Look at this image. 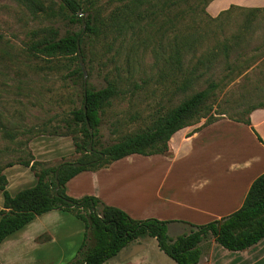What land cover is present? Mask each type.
<instances>
[{"label": "trees", "instance_id": "trees-1", "mask_svg": "<svg viewBox=\"0 0 264 264\" xmlns=\"http://www.w3.org/2000/svg\"><path fill=\"white\" fill-rule=\"evenodd\" d=\"M16 1L28 9L33 17L41 16L51 22L81 24L77 12L81 10L86 14L84 29L81 24L77 31L66 29L62 33L59 26L50 23L30 29L25 41V51L28 54L56 60L57 68L67 70V76L72 84L80 85L79 106L69 110L67 117L63 118V125L57 127L55 133H70L75 151L81 155L77 161L42 167L35 172V183L15 194L6 189L7 179L0 171L2 194L0 244L38 215L51 210L72 209L85 227L83 241L78 248L76 259L78 264H103L116 256L130 242L144 236L155 238L158 248L176 264H197L201 254L199 243L209 236L215 243L229 251L248 249L264 239V172L251 182L242 204L236 210L206 223H186L189 230L175 237L168 235L167 225L170 220L154 217L133 218L121 208L107 205L93 195L74 198L66 193V182L82 170H97L131 154L146 156L164 153L168 150V141L175 131L193 125L201 118H205L204 125L217 118L214 114H225L215 110L209 112L211 109L209 99L219 87L220 80L204 77L205 70L210 68L220 50L228 53L230 40L236 42L239 35L226 37L221 45L212 47L189 65L183 58L187 53L194 51L202 36L195 35L193 30L184 31L178 26V17L181 18L182 14V10L179 11L181 7L184 13L186 8L193 10L199 4L205 9L211 0H50L48 3L43 0ZM102 1L118 3L109 12L108 17L103 16ZM224 12L226 11L221 13ZM161 16L164 21L158 29L163 28L162 34L166 31L174 34L169 41L170 50L162 58L163 69L159 72L160 79L169 77L178 92L193 91L176 105L164 111L158 109L148 125L96 149L99 126L113 99L127 92H135L142 87L145 80L140 83L128 80L122 85V79L119 77L109 78L105 74L103 87L93 88L87 85L84 94L77 46L80 48L83 62L89 66L93 60L95 44L111 32H115V39L121 38L123 41L135 37V40H140L142 47H146L147 35L154 22ZM142 33L146 36L140 37ZM136 42H133V45ZM126 60L128 64L131 63L130 55L127 54ZM230 68L232 69V66ZM202 85V88L195 89ZM262 106L263 103L253 105L242 112L243 117L233 119L250 125L248 114ZM87 124L93 130L91 150L87 149L90 141ZM75 162L81 165L74 167L72 164ZM17 163L31 169L35 166V161L30 163V160L25 159H20ZM13 164L10 162L8 166ZM56 180L59 182L58 190ZM69 200L72 203H69Z\"/></svg>", "mask_w": 264, "mask_h": 264}, {"label": "rangeland", "instance_id": "rangeland-1", "mask_svg": "<svg viewBox=\"0 0 264 264\" xmlns=\"http://www.w3.org/2000/svg\"><path fill=\"white\" fill-rule=\"evenodd\" d=\"M43 1L48 3L50 0ZM102 3L104 17H108L109 12L118 5L117 2ZM180 10L182 14L181 18L178 17V26L184 31L193 30L195 35L203 38H200L193 52L184 56L185 63L189 65L212 47L221 45L226 37L239 35L236 42L230 40L228 53L220 50L210 68L205 70L204 77L220 80L219 87L209 99V112L215 110L229 117H243L242 112L247 108L264 104V10L249 13L232 8L215 19L210 18L201 4L193 10L186 8L185 13L182 7ZM85 15L83 13V17ZM249 19L251 22L246 24ZM163 21L161 16L154 22L147 35L146 47H142L135 37L123 41L121 38L115 39V32H111L95 44L90 66L83 62L87 85L93 88L105 85V74L109 78L119 77L122 85L128 80L139 83L145 80L135 92H127L113 99L99 126L96 149L148 125L158 109L164 111L176 105L193 91L178 92L169 77L160 79L162 58L168 54L169 41L174 34L171 31L161 33L163 28L158 27ZM50 23L59 26L62 33L66 29L77 31L81 27L80 23L64 24L41 16L33 17L16 0H0V171L6 176V186L29 187L36 180L35 172L42 167L77 161L81 155L75 151L70 133H55V129L63 125V118L67 117L69 110L79 106L80 85L72 84L67 70L57 68L56 60L33 56L25 51L27 32ZM143 36L146 35L142 33L140 37ZM133 42L136 43L133 45ZM127 54L131 57L130 64L126 60ZM204 120L201 118L199 122ZM20 159L30 160V163L35 161L34 168L17 163ZM10 162L14 166H8ZM17 175L19 179H14ZM1 204L0 191V207ZM58 215L51 223H44L42 219L46 214H42L38 216V224L33 222L26 226L43 227L44 223L49 229L36 235H32L33 230H26L32 237L28 240L30 247L34 243L42 246L47 243L46 251L40 257L44 260L41 264H78V248L85 230L83 221L75 216L73 209ZM188 230V225H176L170 228L168 235L175 237L177 232ZM51 232L54 240L49 242ZM136 240L139 241L134 240L122 248L117 253L118 258L124 255H148L155 262H159V259L161 264H175L173 259L158 249L151 237ZM212 240L211 236L205 238L201 247L207 251ZM217 246L219 248L214 254L218 262L224 264L231 251ZM34 257L27 254L25 259L29 261L28 264H39L35 260L37 257ZM33 258V262H30ZM249 261L250 264H264V242L249 252ZM0 264H3L1 260Z\"/></svg>", "mask_w": 264, "mask_h": 264}, {"label": "crops", "instance_id": "crops-1", "mask_svg": "<svg viewBox=\"0 0 264 264\" xmlns=\"http://www.w3.org/2000/svg\"><path fill=\"white\" fill-rule=\"evenodd\" d=\"M231 6L250 13L256 11L252 10L254 8L264 10V0H211L205 10L210 17L217 18L222 11L232 9ZM248 22L250 19L246 24ZM220 115L210 123L203 125L204 120L175 131L164 153L131 154L97 170L78 172L66 182V193L74 198L93 195L107 205L121 208L133 218L170 220L167 231L176 225L206 223L231 213L242 204L254 178L264 172V106L250 111V125ZM11 186H6L11 194L24 188ZM63 212L48 211L43 213L46 217L42 220L51 223ZM38 216L30 223L38 224ZM44 223L43 227H26L27 224L4 240L0 244L3 264H28L27 254L35 255V260L43 263L40 257L46 251L47 243L45 246L34 243L30 247L28 240L32 237L26 230H33L32 235L49 230ZM53 240L51 232L49 242ZM201 242L197 264H221L214 254L219 248L217 243L212 240L206 251ZM263 242L264 239L248 249L231 251L234 253L230 252L224 264H250L249 252ZM158 261L148 255H124L121 258L116 255L103 264L162 263Z\"/></svg>", "mask_w": 264, "mask_h": 264}, {"label": "water", "instance_id": "water-1", "mask_svg": "<svg viewBox=\"0 0 264 264\" xmlns=\"http://www.w3.org/2000/svg\"><path fill=\"white\" fill-rule=\"evenodd\" d=\"M77 15L80 16V18H81V24H82V27L84 29V27H85V21H84V17H83L82 11L81 10H78ZM77 51H78L79 63H80V66H81V71H82L83 93L85 94L86 87H87V72H86V69H85L84 64H83V60H82V56L80 54V48H79V46H77ZM83 110L85 111V104H83ZM87 128H88L89 135H90V141H89V143L87 145V149L88 150H91L92 149V142H93V130L90 128L89 124H87ZM72 165L74 167H78V166L81 165V163L75 162ZM55 174H57V170L55 171ZM58 188H59V182H58V180H56V190H58ZM68 202L69 203H72L71 200H69ZM92 210H94V208H92Z\"/></svg>", "mask_w": 264, "mask_h": 264}]
</instances>
